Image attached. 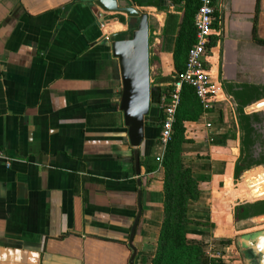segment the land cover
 Instances as JSON below:
<instances>
[{"label":"crops","instance_id":"0c3cea01","mask_svg":"<svg viewBox=\"0 0 264 264\" xmlns=\"http://www.w3.org/2000/svg\"><path fill=\"white\" fill-rule=\"evenodd\" d=\"M97 1L0 0V149L14 159L10 169L0 162V264H131L140 190L134 264H152L155 257L164 173L162 166L148 173L147 166L159 148L161 90L151 85L153 113L146 119L138 177L109 42L121 34L129 39L136 19L103 11ZM114 1L132 7L129 0ZM131 1L149 18L151 71L161 37L166 56L174 58L193 0ZM209 63L218 104L204 116L211 125L207 143L187 144L193 149L185 161L201 190L189 205V219L197 224L188 227L187 238L195 245L230 241L216 245L227 253L242 232L234 220L238 99L264 89V0H223Z\"/></svg>","mask_w":264,"mask_h":264},{"label":"trees","instance_id":"16d2710c","mask_svg":"<svg viewBox=\"0 0 264 264\" xmlns=\"http://www.w3.org/2000/svg\"><path fill=\"white\" fill-rule=\"evenodd\" d=\"M199 0H193L187 12L186 22L183 32L176 45L175 56L176 66L179 72L183 73L187 61L189 48L195 40L194 16L199 9ZM135 29H131L132 31ZM125 34L118 35L115 39L122 41L126 39ZM185 58V60H184ZM172 82V81H171ZM170 82V83H171ZM168 83L167 85H169ZM160 87L161 92L166 91V86ZM151 111L148 118L152 116ZM203 113L202 106L196 97L193 89L184 87L181 96V104L177 110L176 121L173 128L172 141L166 147L164 162V216L162 229L159 237L158 247L152 264H202L204 251L201 246L190 244L187 238V229L190 225L197 224L189 219V205L200 198L201 190L199 182L194 178L193 171L185 165L183 158L186 141V124L196 123ZM163 119L162 112L156 119L157 126H161ZM250 117L243 111L239 113V124L242 127L244 137L241 142V157L235 168V180L238 181L241 174L251 168L264 165V151L260 155L259 161L253 160V154L249 150L253 144L250 128ZM243 124H245L243 126ZM158 147H162L158 140ZM249 164V165H245ZM155 167L147 166V172L152 173ZM260 206L237 207L235 209V219L237 221L248 219L252 215L262 214L252 213V210ZM198 225H201L200 223ZM221 245L229 246L230 241H222ZM215 264H225L223 260H216Z\"/></svg>","mask_w":264,"mask_h":264},{"label":"water","instance_id":"95a60500","mask_svg":"<svg viewBox=\"0 0 264 264\" xmlns=\"http://www.w3.org/2000/svg\"><path fill=\"white\" fill-rule=\"evenodd\" d=\"M132 7L119 8L114 0H98L96 5L106 12H113L120 15L127 16L128 19H139L137 28L132 32L129 39L122 41H113L109 39L112 55L117 60L120 75H121V96L118 101L120 111L124 116V125L127 129L128 140L134 153V162L136 167V175L139 177L141 174L140 168V148L145 140L146 119L149 117L152 109V93L151 87V71H150V32H149V18L146 14L139 13L134 7L131 0H129ZM256 111L264 109V101L254 105ZM251 148V147H250ZM249 148V150H250ZM251 151V150H250ZM253 154V160H255V154ZM260 157V155H259ZM246 166L249 164H245ZM260 168H264V165L257 166L244 171L239 180L236 181V190L240 195L244 191V182L247 176L252 175ZM263 171V170H261ZM138 187L141 188V181L138 182ZM264 198L256 200L242 199L238 197L237 207H250L260 206L256 210H252L253 213H258L264 207V202H257ZM138 208L139 213L136 222L132 228L129 245L133 251V257L131 264H134L137 250L133 246V240L142 217V192L138 193ZM235 208V209H236ZM235 214V210H234ZM264 219V213L252 215L248 219L237 221V230L247 229V223H253L254 220ZM240 251L243 253V249L249 253L247 256H243L244 264H264V231L259 233L240 237L237 243Z\"/></svg>","mask_w":264,"mask_h":264},{"label":"rangeland","instance_id":"374dc122","mask_svg":"<svg viewBox=\"0 0 264 264\" xmlns=\"http://www.w3.org/2000/svg\"><path fill=\"white\" fill-rule=\"evenodd\" d=\"M138 24H139V19H136V23L134 24L135 29L137 28ZM149 32H150V41L152 42L153 34L151 35L152 31H151L150 23H149ZM166 47H167V42L163 40V37H161L160 52L158 53V55L159 54L160 55L156 58L154 57L153 67L151 62V85L154 88H156V86H160L164 88L165 85L173 81L174 78H176L179 74H181V72H179L177 68H175V70H172V65L173 64L176 65V58H171L166 56ZM251 98H262L261 100L258 101V103L263 102L264 89H261V91H256V92L244 91L243 95L241 96V98L238 99V101L240 102V104L243 105L245 101ZM254 105L248 107V112L245 114L250 116L251 118L250 128L252 130L251 139L253 144L250 146L251 147L250 150L255 154V160H259V155H261V153L264 151V109L260 111H256L254 109ZM242 107L243 106L237 107L236 119L238 118V110H240ZM244 125L245 124H243V126ZM235 129L238 135L237 138L239 139V145H240L239 148H240V157H241V142L244 137V133L239 122H238V126ZM207 130L208 128L206 127L204 114L202 113L200 120L198 122L192 124H186V133H185L186 141L189 142L198 141L206 144L207 141L209 140ZM234 144H236V147H238V142H235V140H234ZM191 149L193 148L188 147L187 144L185 145L184 154H183L184 160H186L187 154ZM165 152H166V148L159 147L154 156L155 160L149 161L150 165L148 166L155 167L156 169L159 170L160 166L163 165ZM238 155L239 154L237 152V158L239 157ZM185 165H187L186 161H185ZM238 197L249 200L264 198V168L258 169L248 178H245L244 191L241 192L240 195L237 192V199ZM257 202H264V199L258 200L256 201V203ZM259 210H264V207L260 208ZM254 221L255 222L253 223L245 224L247 229L245 230L242 229V232L237 234L238 236L232 242V246L234 245L233 246L234 249H232V251L227 250V253L223 249L221 251V247L216 246L221 242H217L214 240L207 241L204 239L199 240L198 242L199 244L196 245L201 246L204 251V255L202 257V264H215V261L217 259L222 260L220 256L227 254L229 255V257H231L233 261L238 260L239 262L243 263V253L240 251L239 247L237 246L239 238L244 236H250L259 233L261 231H264V219H257Z\"/></svg>","mask_w":264,"mask_h":264},{"label":"built area","instance_id":"2783aa9c","mask_svg":"<svg viewBox=\"0 0 264 264\" xmlns=\"http://www.w3.org/2000/svg\"><path fill=\"white\" fill-rule=\"evenodd\" d=\"M199 4L194 21L195 40L189 49L185 70L174 78L166 86V91L161 92L159 96L158 109L163 114L159 140L163 148H166L172 141L176 114L181 104L184 87L193 89L202 106L204 116L209 118L217 109V92L213 83L209 58L223 0H199ZM206 126L211 127L210 123ZM0 162L10 169L14 159L0 149Z\"/></svg>","mask_w":264,"mask_h":264},{"label":"flooded vegetation","instance_id":"af4514ba","mask_svg":"<svg viewBox=\"0 0 264 264\" xmlns=\"http://www.w3.org/2000/svg\"><path fill=\"white\" fill-rule=\"evenodd\" d=\"M240 106H243L240 110H238V118H237V120H238V122H239V113H240V111H243V113L245 114L246 112H245V109L246 108H248V106H246V105H242V104H240L239 103V105L237 106V107H240ZM246 115V114H245ZM246 116H248V115H246ZM250 117V116H249ZM251 119V118H250ZM247 255H249V253L246 251V249L244 248L243 249V256H247Z\"/></svg>","mask_w":264,"mask_h":264},{"label":"bare ground","instance_id":"6f19581e","mask_svg":"<svg viewBox=\"0 0 264 264\" xmlns=\"http://www.w3.org/2000/svg\"><path fill=\"white\" fill-rule=\"evenodd\" d=\"M249 177V176H248Z\"/></svg>","mask_w":264,"mask_h":264}]
</instances>
